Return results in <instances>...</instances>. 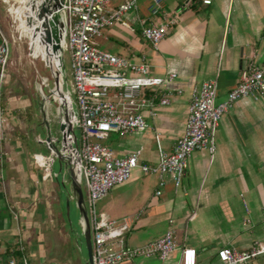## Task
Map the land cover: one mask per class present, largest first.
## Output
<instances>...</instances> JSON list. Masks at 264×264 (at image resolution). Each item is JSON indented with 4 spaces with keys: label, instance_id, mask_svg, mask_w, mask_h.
Listing matches in <instances>:
<instances>
[{
    "label": "crops",
    "instance_id": "0c3cea01",
    "mask_svg": "<svg viewBox=\"0 0 264 264\" xmlns=\"http://www.w3.org/2000/svg\"><path fill=\"white\" fill-rule=\"evenodd\" d=\"M125 1H109L107 11ZM149 3L138 0L137 9L124 15V24L108 26L96 38L101 50L130 60L144 56L152 75L176 74L154 95L157 102L160 94L171 92L170 103L156 104L154 115L142 110L146 129L122 135L111 132L102 141L117 156L139 149V160L147 164L157 162L159 150L170 152L182 135L194 86L215 79L216 100L222 101L252 55L256 63L264 62V0H213L210 5L196 0L185 8L182 0H162V10L178 18L156 48L141 35L145 26L162 22L161 13L152 14ZM32 81L30 67L15 58L10 46L1 87L7 124L0 143V264L15 256L12 248L19 237L23 255L35 256L30 264H40L44 256L45 264H53L46 220L52 211L61 214L62 195L68 190L62 181L67 168L54 162L45 148L46 138L41 139L43 131L54 135L55 125L47 126L49 116L37 119ZM32 155L45 159L33 163ZM55 163L61 176L52 170ZM157 188L158 176L134 169L125 183L97 201L101 218L128 224L127 246L161 238L171 226L178 246L195 250V264H218L216 252L222 246L244 251L262 241L264 98L236 100L219 121L213 156L205 150L193 151L181 187L175 188L166 177L158 196ZM192 210L195 214L188 219ZM75 245L79 246L78 239ZM179 257L176 250L164 261L137 257L126 264H177ZM243 264H264V255Z\"/></svg>",
    "mask_w": 264,
    "mask_h": 264
},
{
    "label": "built area",
    "instance_id": "2783aa9c",
    "mask_svg": "<svg viewBox=\"0 0 264 264\" xmlns=\"http://www.w3.org/2000/svg\"><path fill=\"white\" fill-rule=\"evenodd\" d=\"M31 1L32 6H35L34 1L43 2L50 12V18L54 14V0ZM109 1L111 0H62L59 8L63 22L60 57L63 60V51L67 48L71 74L68 90L73 106L74 129L79 133V136L76 135L80 157L79 182L85 192L84 203L91 233L92 260L94 264H126L137 257L156 256L164 261L174 251L180 250L177 264H195V250L178 246L171 226L161 238L141 246L129 247L125 242L128 224L97 217L95 204L104 198L112 187L125 183L134 169H138L142 174L158 176V188L155 191L157 196L161 194L160 189L165 184L166 177L171 178L175 188H180L193 151L205 150L213 156L217 126L222 115L233 103L240 98H250L254 101L264 98V62L256 63L252 55L240 70L238 82L226 93L222 101L216 100L215 79L194 86L191 89L182 135L170 152L159 150L157 162H141L139 149L117 156L102 141L111 132L122 135L146 129L148 126L142 110L147 109L154 115L156 104L170 103L171 92L160 94L157 102L154 95L165 83L171 82L176 74L152 75L144 56L138 60H130L97 47L96 38L102 35L103 29L115 23L124 24L123 17L126 12L137 9L138 4V0H126L115 9L107 11L106 5ZM194 1L196 0H182L183 8L190 6ZM198 1L203 5L213 2ZM2 2L9 6V0ZM20 2L24 4L28 3V0H20L18 3ZM149 5L152 14L161 13L162 22L145 26L141 35L156 48L166 36L169 27L176 22L178 15H170L162 10V0H150ZM15 10L8 8L13 17L12 21L20 23L19 18H22L26 22L27 15L20 16ZM24 25L18 27L20 38ZM9 55L10 41L0 31V143L5 140L7 124L1 87L6 76ZM59 71L63 81L62 70ZM47 83L46 79H39L40 91H44ZM176 92L180 93V90ZM48 138V144L52 145L50 132ZM44 159L45 156L42 155L31 156L33 163ZM51 175L57 176L53 172ZM64 175L62 174V181L66 180ZM194 214L195 210H192L188 219ZM13 218L17 220L15 214ZM12 250L15 256H11L7 264H28L26 256L23 255L25 248L20 237L14 240ZM261 255H264V237L262 241L254 242L248 250L238 251L230 245H225L216 252L218 264H243Z\"/></svg>",
    "mask_w": 264,
    "mask_h": 264
},
{
    "label": "rangeland",
    "instance_id": "374dc122",
    "mask_svg": "<svg viewBox=\"0 0 264 264\" xmlns=\"http://www.w3.org/2000/svg\"><path fill=\"white\" fill-rule=\"evenodd\" d=\"M19 1L20 0H9V6L5 5L4 3L2 5L0 2V31L9 39L10 46L13 50V54L15 55V58H17L21 62H24V64L26 63L30 67L32 80H33L32 82L38 81V78L39 79L44 78L48 82L49 71L46 68V66H44V63L41 60V56L43 54L42 59H44L45 57L47 58L49 57V53L48 54L44 53V51L46 50L47 46H49L50 42L41 40L42 42L39 43L40 45L39 48H41V45H42V49L38 50V48L36 47V42H35L36 40L35 28L31 26V24L25 22L24 19L22 18H19L21 21L20 23L17 21L15 22L12 21L13 17L8 12V8L12 7L16 9L15 10L16 13L22 16L26 7L30 6V4H26V3L22 4L21 2L18 3ZM19 25L21 26L24 25L22 27L24 32L22 33L21 38L19 35L20 34L19 33L20 31L18 28ZM27 39H29L32 42V44H34L33 49L31 48L30 50H28V44H27L28 40ZM33 40L35 43L33 42ZM31 55L38 57L36 58V60H34L36 71L34 70V66L32 64ZM49 60L50 61L48 62L53 65V60L51 59ZM61 73H62L63 84L65 88L70 89L71 74H70V69H69V53H68L67 48L64 49L63 51V66H62ZM45 88L47 89H44V93H48L49 96L45 97L42 93V98H41L40 93L37 90V85H36L35 96H36L37 104H36L35 111H36L37 119H41L44 116L42 107L44 108L45 104H47V106L50 105L51 104L50 100L52 99V97H53L54 102H56L55 100H59V97H58L59 92L57 90L49 93V90L51 88L50 82L47 83V87ZM60 103H61V100H60ZM62 104L63 106H65V102ZM65 109L66 108L64 107V111H66ZM50 117L51 116H49L48 119L46 120H48L47 121L48 127L52 129L51 124L53 123L52 120L54 118L51 117L52 118L51 120ZM74 130H75V134L79 136L78 130L77 129H74ZM40 135H41V139L45 140L46 133L43 131L40 133ZM52 170H54L55 172H58L56 164H54ZM61 172L60 171L58 172L59 176H61ZM83 194L85 196L84 190H83ZM66 195L71 196L70 201H69L68 217L65 215V218H67V224L63 218V214H65V210H66L65 202H64ZM62 196H64V200L62 197L61 210H60L61 214H59L57 211H54V212L52 211L51 214L48 216V219L46 220V224L48 227H46L47 232L45 233V235L46 237H49L52 243L50 251L52 253V256L55 258V261L53 262V264H85L84 258H86L85 257L86 254L84 251L83 242L79 244V246L75 245L76 239L80 241L81 230L79 226V213L76 207L74 197L72 196L69 189L68 190L65 189V192ZM95 211H96L97 217L100 218V215L98 213V211H100L99 202L95 204ZM33 258H35L34 254H29L27 256L28 264L31 263V260ZM45 260H46V257L44 256L41 259L40 264H43V263L45 264Z\"/></svg>",
    "mask_w": 264,
    "mask_h": 264
},
{
    "label": "water",
    "instance_id": "95a60500",
    "mask_svg": "<svg viewBox=\"0 0 264 264\" xmlns=\"http://www.w3.org/2000/svg\"><path fill=\"white\" fill-rule=\"evenodd\" d=\"M28 4H30L31 8H33L31 0H28ZM62 0H54V14L52 17V20L58 24L57 28L53 29L54 33V40L56 45L54 46V50H57V60L60 61L59 66L56 68L52 64H50L47 60L42 59L44 66L49 71L48 75V82H50L51 88H54L55 90H58V92L61 94L62 98L66 102L65 110L67 111L66 114L64 113V127H66L67 133H68V141H69V153L68 156L64 157L66 159L65 167L67 168V175H66V183L64 184L65 186H68V189L70 190L72 196L74 197L76 207L79 213V226L81 230V236L82 239L80 241V244L83 242L84 244V251L86 254L85 259V264H94L92 260V244H91V233H90V227H89V222H88V216L85 208V203H84V194H83V189L82 186L79 182V165H80V157L78 154V146H77V139H76V134L74 130V125H73V106H72V100L69 94V90L65 88L63 81L60 78L59 70H62L63 66V60L60 57V53L62 51V46H61V40H62V27H63V22L61 19V13L59 12V8H61ZM43 12H49V10L43 5L42 7ZM27 18V17H26ZM59 19V21H58ZM27 20H31L27 18ZM28 42V50L31 48L33 49L32 42L27 39ZM35 43V42H34ZM32 64L34 66V70L36 71L34 60L38 58L37 56H32ZM36 81V80H35ZM37 85V90L40 93V96L42 98V93L44 91H40V85L39 81H36ZM50 88V89H51ZM51 91L49 90V93ZM49 134V132H48ZM48 135L46 136V142H45V148L47 152L51 155L53 158L54 162L58 161L59 163L61 160H63L62 154L60 153V149L57 148L56 146H53L51 144H48ZM71 196H68L65 198V215L68 217L69 214V201H70Z\"/></svg>",
    "mask_w": 264,
    "mask_h": 264
},
{
    "label": "bare ground",
    "instance_id": "6f19581e",
    "mask_svg": "<svg viewBox=\"0 0 264 264\" xmlns=\"http://www.w3.org/2000/svg\"><path fill=\"white\" fill-rule=\"evenodd\" d=\"M31 3H32V1H31ZM26 4H28V3H26ZM34 4H35V6H33V8H31V6L26 7L25 11L23 12V15H27L26 17L31 19L29 21L27 20L26 22L31 24V26H33L36 30L35 42H36V47L38 48V50L42 49V45H41V48H39L40 42H42L43 40L50 42L49 46H47L46 50L44 51V53H47V54L49 53V57L48 58L45 57L44 59L47 61H50L49 59L53 60V65L57 68L60 64V61L57 60V54H58L57 50L56 51L54 50V46L56 45V43L54 40L53 29L57 28L58 24L52 20L53 15L51 16V18L49 17L48 14L50 12L48 13V12L42 11L43 2L34 1ZM58 21H59V19H58ZM33 42H34V40H33ZM42 57H43V54L41 56V60H42ZM45 89H47V88H45ZM50 91L53 92V91H55V89L51 88ZM43 95L45 97L49 96L48 93H43ZM58 97H59V100H55L56 102H54L53 97H52V99L50 98L51 104L48 106H47V104H45L44 108L42 107V111H43L44 116L48 115V116H51L54 118L53 120H54V125H55V134L53 133L54 135H52V138H50V142L52 143L53 146H56L57 148L60 149L62 157H63V160H61V164L65 165L66 159L64 157H66V155L68 156L69 148H70L69 147V141H68V133H67L66 127H64V124H65L64 113L66 114L67 111H64V107L66 106V102L64 101V99L62 98L60 93H59ZM60 100H61V103H60ZM64 102H65V106H63V104H62ZM59 103L62 105H60ZM66 193H68V192H66ZM62 197L64 200V196H62Z\"/></svg>",
    "mask_w": 264,
    "mask_h": 264
},
{
    "label": "trees",
    "instance_id": "16d2710c",
    "mask_svg": "<svg viewBox=\"0 0 264 264\" xmlns=\"http://www.w3.org/2000/svg\"><path fill=\"white\" fill-rule=\"evenodd\" d=\"M35 33V32H34ZM63 218H64V220H65V222H66V224H67V218H65V214H63ZM81 239H82V236L80 237V241H81ZM80 241L78 240V244H80Z\"/></svg>",
    "mask_w": 264,
    "mask_h": 264
}]
</instances>
